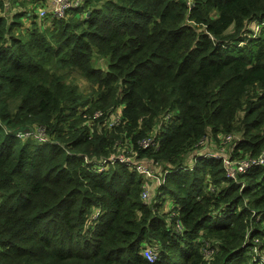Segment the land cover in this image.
I'll use <instances>...</instances> for the list:
<instances>
[{
  "label": "trees",
  "instance_id": "obj_1",
  "mask_svg": "<svg viewBox=\"0 0 264 264\" xmlns=\"http://www.w3.org/2000/svg\"><path fill=\"white\" fill-rule=\"evenodd\" d=\"M190 1L83 0L45 25L28 0L15 11L0 0V264H207L204 240L217 242L208 264H259L264 162L234 180L207 147L221 135L231 160L264 150V0ZM90 104L102 111L93 130L79 111ZM34 124L53 140L16 136ZM126 141L162 167L159 200L140 198L127 164L85 160Z\"/></svg>",
  "mask_w": 264,
  "mask_h": 264
},
{
  "label": "built area",
  "instance_id": "obj_2",
  "mask_svg": "<svg viewBox=\"0 0 264 264\" xmlns=\"http://www.w3.org/2000/svg\"><path fill=\"white\" fill-rule=\"evenodd\" d=\"M20 0H4V6L6 8H9L11 11L16 10V6H14L13 3H18ZM191 1L189 0V3ZM38 4V11L36 12L34 8ZM83 0H47V2H44V0H34L33 3L29 6V8H33V12L37 14L38 19L41 22H44L45 25L49 24L51 19L54 17H63L67 14V11L72 8H80L83 6ZM31 12V11H30ZM29 14V13H28ZM0 15H5V11L0 9ZM21 20L23 22V25L20 27L21 30L26 29L29 27L28 23L29 20L27 16L23 15L21 17ZM120 110L121 107H118L109 117L107 121L108 126H115L120 119ZM80 114H82L83 110H79ZM101 115V111L94 112L91 116L86 117L85 121L88 125L90 130L94 129L95 126V120ZM85 116V115H84ZM16 136L20 138H27L32 137L37 139L39 142L49 141L53 140L52 136L48 132L45 126L43 125H37L32 126L29 129H26L24 131H17ZM219 141L221 144V147L219 151H211L213 153H221L223 155V163L225 166V176L232 178L236 180L239 173H243L247 171L253 164H261L264 162V150L256 156H245L242 158H235L231 160L228 157V154L224 152V146L230 142V136H228L226 139H222V136H219ZM126 143H128L126 141ZM129 145H126L124 148L129 150L131 154H124L121 152H118V154L111 155L107 159H88L85 157V160L87 161H95L96 168L95 171L99 172L106 168L111 162L115 160H119L125 164H127L129 167L135 169V171L142 176L143 183H142V191H141V199L148 203L151 200L150 196V184L153 185H160L164 182V171L160 170V173L157 174L153 170L150 169L148 165L145 163H140L134 160L133 155L134 151H132ZM145 146L153 145L154 147L157 146V144L151 143L148 139L144 142ZM193 165L188 166L189 169L192 168ZM160 167V166H158ZM174 213H172L173 215ZM176 229L178 232L182 231L183 227L179 220H176ZM250 230V227H248L247 232ZM200 251L202 253V256L204 260L209 263V260L213 257V254L216 251V244L212 243L211 241L204 240L200 245ZM250 251L254 255V260H256L259 264L264 263V242L263 240L255 236L252 238V245L250 247ZM142 255L145 259L148 261H154L157 257V250L153 248L152 245H145L142 249Z\"/></svg>",
  "mask_w": 264,
  "mask_h": 264
},
{
  "label": "rangeland",
  "instance_id": "obj_3",
  "mask_svg": "<svg viewBox=\"0 0 264 264\" xmlns=\"http://www.w3.org/2000/svg\"><path fill=\"white\" fill-rule=\"evenodd\" d=\"M44 2H47V1L44 0ZM13 4L16 7L19 6L18 3H13ZM34 10L36 12L38 11V5L34 8ZM28 25L30 27V22L28 23ZM261 25H263V23H260L259 25H257V23L255 21H252V22H250V24L248 26V30L249 29H252L253 31L251 33L252 34H255V33H257V30H258L259 26H261ZM13 30L15 31V33H18L19 32V27H18V29H13ZM75 82L77 83V85H78L79 89L82 91V93H84L86 96H90L92 94L93 87L90 84H88L85 80H83V79H81L79 77H75ZM88 106L89 105H86V106L82 107V109H80V110H83V112H82L81 115L83 116L84 121H85L86 117L91 116L94 112L101 111V109H91V108L94 107L92 104H90V108L89 109H88ZM33 126H37V125L34 124ZM237 134H238V132H237ZM227 146L228 145H225L224 146V152H226V147ZM124 147L125 146H120L118 152H121ZM220 147H221V144H220V141L219 140L218 141H213L212 140V143L207 147V149H210L211 151H219ZM193 164H194L193 161H191V162L187 161V164L186 165L187 166H191ZM161 169H162V167H158V170H161ZM157 193H158L157 187L151 183L150 184V196H151V199H152L151 202H154L156 200H159V198L157 196ZM164 197L165 198H164V201H163V205L159 209L161 211H167L165 204H166V202L168 200L167 199L168 196L164 195Z\"/></svg>",
  "mask_w": 264,
  "mask_h": 264
},
{
  "label": "clouds",
  "instance_id": "obj_4",
  "mask_svg": "<svg viewBox=\"0 0 264 264\" xmlns=\"http://www.w3.org/2000/svg\"><path fill=\"white\" fill-rule=\"evenodd\" d=\"M17 7H18V6H17ZM17 7H16V9H17ZM28 7H29V6H28ZM29 9L32 10V12H33V8H29ZM10 11H11V10H10ZM67 12H68V11H67ZM33 13H34V12H33ZM35 14H36V13H35ZM66 15H67V14H66ZM1 16H4V15H1ZM22 16H23V15H22ZM22 16H21V17H22ZM21 17H20V19H21ZM119 107H121V106H119ZM117 108H118V107H117ZM120 111H121V110H120ZM155 147H157V146H155ZM153 171H154V170H153ZM154 172L157 173V174L160 173V172H157V171H154ZM155 186L157 187V184H156ZM140 198H141V197H140ZM151 200H152V199H151ZM151 200H150V202H148V204L151 203ZM145 203H146V202H145ZM168 211H169V209H168ZM168 211H167V212H168ZM172 213H173V212H172ZM172 213H171V214H172ZM173 215H175V214H173ZM212 243H215V244H216V249H217V242L214 241V242H212ZM141 253H142V250H141ZM157 255H158V253H157ZM143 257H144V256H143ZM146 260H147V259H146ZM155 260H156V259H155ZM155 260H154V261H155ZM150 262H152V261H150Z\"/></svg>",
  "mask_w": 264,
  "mask_h": 264
},
{
  "label": "crops",
  "instance_id": "obj_5",
  "mask_svg": "<svg viewBox=\"0 0 264 264\" xmlns=\"http://www.w3.org/2000/svg\"><path fill=\"white\" fill-rule=\"evenodd\" d=\"M33 1H34V0H28V6H30V5L33 3ZM46 1H47V0H46ZM37 5H38V4H37ZM165 206H166V210H167V211H168V209L171 208L172 203L169 201V199L167 200ZM164 212H166V211H164Z\"/></svg>",
  "mask_w": 264,
  "mask_h": 264
}]
</instances>
